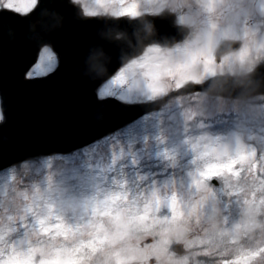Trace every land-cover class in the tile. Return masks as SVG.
Segmentation results:
<instances>
[{
  "label": "clouds",
  "instance_id": "obj_1",
  "mask_svg": "<svg viewBox=\"0 0 264 264\" xmlns=\"http://www.w3.org/2000/svg\"><path fill=\"white\" fill-rule=\"evenodd\" d=\"M67 3L118 49L113 63L91 45L78 70L103 83L115 64V98L148 119L127 141L115 133L135 121L98 152L63 153L84 166L56 152L0 162V264H264V0Z\"/></svg>",
  "mask_w": 264,
  "mask_h": 264
},
{
  "label": "water",
  "instance_id": "obj_2",
  "mask_svg": "<svg viewBox=\"0 0 264 264\" xmlns=\"http://www.w3.org/2000/svg\"><path fill=\"white\" fill-rule=\"evenodd\" d=\"M40 2L43 7L39 15L28 22L13 20L16 13L0 15V20L9 22L12 28L11 36L0 30V94L6 115V121L0 124V162L4 163L85 146L146 111L142 106L124 108L115 98L98 100L95 81L78 70L83 54L94 44H103L115 63L118 49L98 32L102 21H80L67 0ZM52 10L63 15L60 29L51 27L55 21ZM157 24L161 32L171 30L165 21L157 20ZM41 38L52 41L59 66L53 73L29 81L21 73L34 59V42ZM112 67L114 74L117 69L115 64ZM101 114L104 121L98 126Z\"/></svg>",
  "mask_w": 264,
  "mask_h": 264
},
{
  "label": "snow or ice",
  "instance_id": "obj_3",
  "mask_svg": "<svg viewBox=\"0 0 264 264\" xmlns=\"http://www.w3.org/2000/svg\"><path fill=\"white\" fill-rule=\"evenodd\" d=\"M6 6L8 11L0 13V15L16 13L17 15L13 17V20L22 19L28 22L30 19L39 15L43 4L40 0H6ZM34 45L36 49L34 59L25 66V69L21 73L22 76L26 75L29 81L53 73L59 64V58L57 53L53 50V46L44 41H35ZM121 73H123V70H121ZM120 78L121 76H116L103 83L99 80L95 81L97 85L96 94L98 93L101 97L116 95L115 92H109V86L114 81L118 82ZM120 95L124 96V93H121ZM251 255L254 254H250L249 258H251Z\"/></svg>",
  "mask_w": 264,
  "mask_h": 264
},
{
  "label": "rangeland",
  "instance_id": "obj_4",
  "mask_svg": "<svg viewBox=\"0 0 264 264\" xmlns=\"http://www.w3.org/2000/svg\"><path fill=\"white\" fill-rule=\"evenodd\" d=\"M113 76L114 77L124 76L126 79V73H121L119 70ZM124 88H125V85L123 83H118V82L114 81L109 86V92H115L116 95H108V96H114V97L120 96V94L123 93ZM147 119H148L147 117H145V119H143V120L138 119L135 121V123L129 124V126L127 128H123V129H121L120 132L115 133V135L118 138L123 137L124 140L127 141L128 139L134 137L137 134V132L144 126ZM109 139H111V138L109 137ZM102 147H103V143L101 142V143H98L95 145L91 143L85 147H82L81 149L83 150L84 153H88L92 149H95L98 152L102 149ZM66 153H68V152H66ZM51 160L63 161L66 166L67 165H76L77 162L79 161L80 166H84L81 154L79 152L72 153L71 155H63V153H62V154H59V155L52 157ZM244 255H247V252H245Z\"/></svg>",
  "mask_w": 264,
  "mask_h": 264
}]
</instances>
